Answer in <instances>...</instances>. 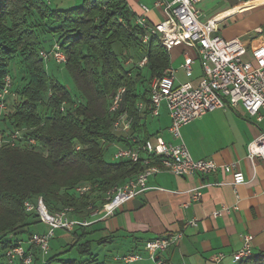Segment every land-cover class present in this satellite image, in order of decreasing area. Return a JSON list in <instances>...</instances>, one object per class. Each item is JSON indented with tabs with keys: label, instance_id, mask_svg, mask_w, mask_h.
<instances>
[{
	"label": "trees",
	"instance_id": "trees-1",
	"mask_svg": "<svg viewBox=\"0 0 264 264\" xmlns=\"http://www.w3.org/2000/svg\"><path fill=\"white\" fill-rule=\"evenodd\" d=\"M51 4L0 0V91L15 58L25 71V82L15 91L11 110L0 116V264H9L5 253L18 244L24 256L31 255L30 264H100L87 238L90 225L55 230L57 235L66 232L73 241L56 235L63 241L42 255L29 243L31 234L40 232L31 231L30 226L40 220L24 203L35 205L40 197L49 212L69 209L70 218L90 219L106 191L142 170L139 162L106 159L109 145H134L111 129L108 105L112 94L125 87L122 107L133 119L131 133L147 139L143 122L149 114V83L170 67L169 52L157 37L141 42L145 30L132 21L124 0H82L67 9ZM36 22L46 26L45 32L61 46L66 56L63 66L75 92L46 73ZM144 57L146 64L139 67ZM73 96L80 101L75 103ZM138 100L146 103L142 112L136 108ZM15 131L22 136L16 144L3 141ZM27 138L34 139L35 145H28ZM81 185H88L89 191L78 193ZM236 264H264V255Z\"/></svg>",
	"mask_w": 264,
	"mask_h": 264
},
{
	"label": "crops",
	"instance_id": "crops-1",
	"mask_svg": "<svg viewBox=\"0 0 264 264\" xmlns=\"http://www.w3.org/2000/svg\"><path fill=\"white\" fill-rule=\"evenodd\" d=\"M124 1L134 22L143 15V6L148 8L144 16L149 25L165 18L156 0ZM198 9L202 20H215L217 35L244 43L248 50L245 60L251 59L249 50L264 41V1L250 0L242 5L237 0H202ZM168 52L176 82L196 85L201 75L199 63L192 66L190 75L180 67L185 55L196 58L195 51L179 45ZM177 57L181 61L175 68ZM143 123L150 137L172 141L167 132L170 119L166 107L158 117L148 115ZM262 132L264 115L256 122L240 105L214 109L184 125L181 138L191 157L212 158L218 168L206 175L176 176L161 171L150 176L143 193L89 226L87 238L97 262L121 264L115 257L139 252L147 258L143 264L151 263L144 243L177 231L183 233L181 239L158 255L165 264H236L232 255L241 248L246 234L252 235L253 254L264 255V160L247 155L248 144ZM226 164H234L243 173L242 183L232 185L231 176L222 169ZM195 191L200 192L197 200L192 199ZM217 211L221 212L214 216ZM191 220L195 225H186ZM57 236L73 241L64 231ZM217 254L223 256L218 263L213 260Z\"/></svg>",
	"mask_w": 264,
	"mask_h": 264
},
{
	"label": "built area",
	"instance_id": "built-area-1",
	"mask_svg": "<svg viewBox=\"0 0 264 264\" xmlns=\"http://www.w3.org/2000/svg\"><path fill=\"white\" fill-rule=\"evenodd\" d=\"M44 1L51 2V0ZM201 1L156 0L155 5L162 7L165 15L161 22L149 25L144 16V13L148 11L145 6L142 7L143 15L135 20V23L145 30L141 36L142 43H147L150 37L155 36L166 50L179 45L191 48L195 51L196 58L185 55L180 67L186 75H190L195 60H198L201 69L200 79L196 85L188 81L176 82L175 70L171 67L166 68L160 76L150 80L148 115L152 118L158 117L162 104L165 105L170 119L167 132L172 141H165L160 136L141 140L132 134L133 119L127 109L122 107L125 87L121 86L116 89L108 105V111L113 116L111 129L115 134L129 139L134 145L111 144L115 146L112 160L139 162L142 170L124 183L115 185L106 191L103 203L91 212L90 219L70 218L69 209L49 212L40 197L35 205L25 202V209L34 210L40 222L47 225L46 231L32 233L29 238V243L33 244L42 255L48 252L49 241L54 236L55 230L71 231L76 225L88 226L99 218L113 215L126 201L143 193L148 188V178L156 173L167 171L176 176H194L215 172L218 163L214 159H193L182 141L181 128L192 120L214 109L233 108L237 105L242 106L254 121L259 122L262 119L264 115V41L251 48L249 50L251 59L245 60L243 57L248 50L242 41L237 38L223 39L215 33L214 19L202 20L200 18L198 4ZM237 1L246 5L250 0ZM39 55L44 61L52 59L60 65L66 62V56L57 42H53L48 49H41ZM145 64L146 57L137 63L139 67ZM11 83V76L6 74L3 88L0 91V112L6 106L5 99L10 93ZM145 107L146 103L143 100L136 102V108L139 111H144ZM60 110H64L63 104ZM21 138V133L15 131L3 141L14 145ZM26 143L30 146L35 145L34 139L31 138H27ZM247 155L250 158L264 160V132L248 144ZM222 169L231 176L233 186L244 181L243 173L236 170L234 164L223 165ZM89 189L88 185H81L76 188V191L81 194ZM199 196L200 192L195 191L192 199L197 200ZM220 212H215L214 216L219 215ZM96 216L97 218H93ZM186 225L194 226L195 220L189 221ZM182 235L181 231H177L148 240L144 243L143 249L153 264H165L158 258L159 253L177 243ZM251 240L252 235L243 236L241 248L232 255L234 262L238 263L254 255ZM5 257L9 264H14L18 260H22L24 264H30L32 261L30 254L24 256L21 244L8 249ZM222 257V254H217L213 260L218 263ZM115 259L121 264H134L142 259V255L139 252H129Z\"/></svg>",
	"mask_w": 264,
	"mask_h": 264
},
{
	"label": "rangeland",
	"instance_id": "rangeland-1",
	"mask_svg": "<svg viewBox=\"0 0 264 264\" xmlns=\"http://www.w3.org/2000/svg\"><path fill=\"white\" fill-rule=\"evenodd\" d=\"M81 2H82V0H51V3H52L51 7L52 8L67 9V8H71V7H74V6H78ZM38 23H40V22H36L35 23V25H36L35 26V31H36L35 33L42 41V46H43L42 48L48 49L51 46V44L54 42V38L55 37H51L50 34H47L48 32H45L46 31L45 29H47V27L44 26V28H43L42 25L39 26ZM15 61H18V59L15 58L14 61L10 65V75H11V78H12V83H14V84H12L13 88L10 91L9 96L7 95V97L5 99L6 100V106H5L4 110L2 112H0V116H1V114L3 112L6 113L7 111L11 110L12 103L14 102V99L16 97L15 96V91L18 92L19 91V87L21 85H23V83L25 82L24 81V79H25L24 78L25 71H23L22 65L19 64V62H15ZM180 61H181V58L177 57L173 61V67L177 68V66L180 63ZM195 63H198V60H195ZM44 64H45L46 73L50 77L56 78L63 86L68 88L70 91H72V92L76 91L75 86L73 85V83H72V81H71V79H70V77L68 75V72H67L66 68L63 65L57 64L52 59H48V60L44 61ZM144 73L146 74V71ZM73 98L75 100V103H78L80 101V97L73 96ZM161 109L163 111L165 110V105L164 104H162ZM148 120H151V119H148ZM114 151H115V146L114 145H109L108 149L106 151V159L107 160L113 161L112 160V153ZM93 218H97V216L93 217ZM30 230L31 231H42V230L46 231L47 230V225H45L42 222H38L36 225L30 226ZM56 235L57 234H54V236L50 239L48 254H50L51 252L56 250L57 247L59 246V244L61 243V241L58 238H56ZM117 250L119 252H122L121 248H118ZM144 254H145V251H144ZM145 259H147L146 256L144 257L142 255V259L141 260H137L136 262H134V264H143L146 261ZM148 264H153V263L151 261V263L148 262Z\"/></svg>",
	"mask_w": 264,
	"mask_h": 264
}]
</instances>
